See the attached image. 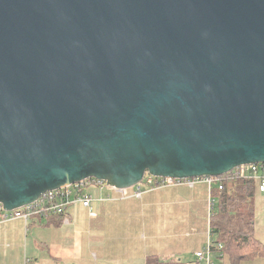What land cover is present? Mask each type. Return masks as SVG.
<instances>
[{
    "label": "water",
    "instance_id": "1",
    "mask_svg": "<svg viewBox=\"0 0 264 264\" xmlns=\"http://www.w3.org/2000/svg\"><path fill=\"white\" fill-rule=\"evenodd\" d=\"M264 163V0H0V204Z\"/></svg>",
    "mask_w": 264,
    "mask_h": 264
},
{
    "label": "crops",
    "instance_id": "2",
    "mask_svg": "<svg viewBox=\"0 0 264 264\" xmlns=\"http://www.w3.org/2000/svg\"><path fill=\"white\" fill-rule=\"evenodd\" d=\"M122 191L90 181L85 191L90 207L76 202L63 218L15 219L0 223V264H147L160 261L194 264L204 247L209 225L210 186L149 188ZM254 196V234L264 243V194ZM94 212L95 216L91 215ZM219 264H230L226 259ZM237 264H264V255Z\"/></svg>",
    "mask_w": 264,
    "mask_h": 264
},
{
    "label": "trees",
    "instance_id": "3",
    "mask_svg": "<svg viewBox=\"0 0 264 264\" xmlns=\"http://www.w3.org/2000/svg\"><path fill=\"white\" fill-rule=\"evenodd\" d=\"M218 180L221 188L218 184L210 186L213 201L208 226L214 234V240L222 244V260L237 264L264 255V243L254 234V196L259 183L234 171L218 176ZM63 217V214H54L42 218L61 220ZM147 264L185 263L160 261L155 256H149Z\"/></svg>",
    "mask_w": 264,
    "mask_h": 264
},
{
    "label": "built area",
    "instance_id": "4",
    "mask_svg": "<svg viewBox=\"0 0 264 264\" xmlns=\"http://www.w3.org/2000/svg\"><path fill=\"white\" fill-rule=\"evenodd\" d=\"M232 171L242 177L251 178L257 181L259 183L258 188L261 193L264 194V163L244 164L234 168ZM90 181L103 183L100 180L92 178L81 180L70 184L65 188L46 191L35 201L14 210H6L0 204V223L15 219L28 221L31 218H42L54 214H63V221L66 222L68 219L65 216V212L70 204L79 202L85 207H90L91 196L85 191V187ZM200 181H206L209 186L212 184H218V187L221 188L218 176L175 179L169 177H155L150 174H145L141 182L134 186L135 191L133 195L135 197L141 196L142 191L140 187L143 183L149 188H162L178 185L193 186ZM119 191L122 190L119 189ZM212 201L213 200H210L209 213L212 208ZM91 215L95 216V213L92 212ZM221 249L222 244L214 240V234L208 226L206 243L203 248L195 252L194 264H219L223 259ZM22 264H34V262L28 258L25 259Z\"/></svg>",
    "mask_w": 264,
    "mask_h": 264
},
{
    "label": "rangeland",
    "instance_id": "5",
    "mask_svg": "<svg viewBox=\"0 0 264 264\" xmlns=\"http://www.w3.org/2000/svg\"><path fill=\"white\" fill-rule=\"evenodd\" d=\"M141 186H143V184H141ZM231 264V263H230Z\"/></svg>",
    "mask_w": 264,
    "mask_h": 264
}]
</instances>
